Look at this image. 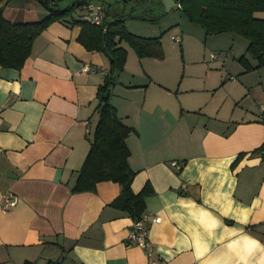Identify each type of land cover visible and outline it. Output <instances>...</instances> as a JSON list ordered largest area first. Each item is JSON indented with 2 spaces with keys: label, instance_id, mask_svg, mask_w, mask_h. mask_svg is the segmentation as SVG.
Instances as JSON below:
<instances>
[{
  "label": "crops",
  "instance_id": "1",
  "mask_svg": "<svg viewBox=\"0 0 264 264\" xmlns=\"http://www.w3.org/2000/svg\"><path fill=\"white\" fill-rule=\"evenodd\" d=\"M138 1L146 12L136 15L146 18L135 16L142 20L157 23L167 11L162 0ZM103 2L111 12V1ZM48 5L6 0L2 13L14 22L38 21L51 12ZM81 28L56 19L35 37L21 67L0 64V264H264V66L226 67V55L215 52L208 60L222 66L213 67L200 51L185 55L184 67H204L206 77H176L171 69L161 76L165 59L139 56L121 42L127 58L110 100L132 127L130 187L145 190L140 217L150 215L151 256L127 240L136 217L119 201L121 182L74 190L105 80L103 72L77 69L84 63L111 69L104 51L79 40ZM171 39L182 41V33ZM248 44L237 53L255 66ZM216 71L219 77L209 79ZM5 194L16 200L8 210L1 206ZM156 214L161 220L154 222Z\"/></svg>",
  "mask_w": 264,
  "mask_h": 264
},
{
  "label": "trees",
  "instance_id": "2",
  "mask_svg": "<svg viewBox=\"0 0 264 264\" xmlns=\"http://www.w3.org/2000/svg\"><path fill=\"white\" fill-rule=\"evenodd\" d=\"M5 1L0 0V64L2 66H12L17 69L21 67L31 54V44L35 37L49 23L59 18H69L72 22L80 24L82 28L79 40L82 44L91 50L104 51L111 59V69L99 85L96 95L99 99L96 109L99 112V120L74 190H89L102 180H117L123 185L119 201L138 219L144 203L145 190L135 193L130 187L135 171L128 161L130 148H128L126 138L132 127L122 122L115 105L111 103L110 95L116 72L124 68L127 58V48L122 46L121 42L125 40L129 43L139 56H155L163 59L162 36L147 37L131 32L127 29L124 16L108 19L110 9L106 12V18L102 24H93L85 18L77 19L73 10L82 7L85 0H74L64 8L59 5L58 0H41L54 7L48 15L38 21L14 22L2 13ZM179 1L182 5V14L195 23L202 24L209 35L228 31L244 35L249 40L247 51L257 59L255 66L251 65L246 54H242L239 60L247 69L253 70L255 67L264 66V18L255 13L257 10L264 11V0ZM136 16L146 18L142 15ZM259 149L264 150V145ZM59 263L57 259L47 264Z\"/></svg>",
  "mask_w": 264,
  "mask_h": 264
},
{
  "label": "rangeland",
  "instance_id": "3",
  "mask_svg": "<svg viewBox=\"0 0 264 264\" xmlns=\"http://www.w3.org/2000/svg\"><path fill=\"white\" fill-rule=\"evenodd\" d=\"M60 6L66 7L70 3H72L74 0H59ZM110 4H112L111 12L108 15L109 17L115 15V16H124L126 17V26L130 29L135 31H143V32H149L152 31L153 33H156V35L162 34V41H163V47H164V57L165 61H163V64H161L162 67L158 71V75L163 76L165 74V69L169 70L171 69L174 71L176 77L180 75H197L201 76V78L206 77V74L204 72V67L202 70H199V68H194L191 65V63H188L186 70H185V55H188L189 60L192 57V52H195L196 54H199L201 51L205 53V58L208 60V56L210 57V54L215 52H221L223 55H226V67H229L230 64H233L234 62L243 64L239 60V56L242 53H237L239 50L243 49L245 50V44L248 43V39L244 35L235 34L233 31H228L226 34H218L214 33L213 35H206L205 30L203 26L195 23V21H192L189 17H186L181 9V7L175 5L174 8L170 11H165L164 14L158 15L156 18H158L157 23L151 21V20H142V18L136 17V14L145 13V10H142V3L138 0H110ZM147 1V0H146ZM147 3V2H146ZM149 8V7H148ZM149 14H153V10L150 8L147 10ZM87 11L85 9L75 8L73 10V14L76 17H82L83 14L87 15ZM156 14H159L158 11H156ZM155 15V13H154ZM256 15L261 16V18H264V11L257 10ZM184 21V22H183ZM127 28V29H128ZM183 29V32L182 30ZM165 30V31H164ZM164 31V32H163ZM181 32L183 36L182 41H173L171 39V36L177 32ZM150 32V33H152ZM152 33V34H153ZM230 37V38H229ZM232 37H235L236 44L233 46V48H230V45L232 44ZM229 38V39H228ZM126 43V42H124ZM128 44V43H126ZM183 47V51L182 48ZM232 47V46H231ZM241 50L240 52H242ZM236 53V54H235ZM234 54L236 56H234ZM204 59V58H203ZM218 60V59H217ZM236 60V61H234ZM232 62V63H231ZM205 63L209 66H218L221 67L222 64L216 61L215 63L205 61ZM206 65V66H207ZM245 67V65L243 64ZM208 68V66H207ZM206 68V70H207ZM246 68V67H245ZM247 69V68H246ZM249 70V69H248ZM235 70H233L234 72ZM252 71V70H249ZM218 71L211 72L210 76H208L209 79L214 80L218 78ZM186 79V77H185ZM189 79V78H188Z\"/></svg>",
  "mask_w": 264,
  "mask_h": 264
},
{
  "label": "built area",
  "instance_id": "4",
  "mask_svg": "<svg viewBox=\"0 0 264 264\" xmlns=\"http://www.w3.org/2000/svg\"><path fill=\"white\" fill-rule=\"evenodd\" d=\"M175 4L182 8L181 2L179 0H174ZM83 7L87 8L88 16L87 18L89 21L93 24H102L105 21L106 16V5L104 4L103 0H86L85 3L82 4ZM173 38H178V36H173ZM212 57L217 56V54H212ZM79 73L84 72H92L93 74H96L98 72H103L105 75H107L108 71L104 69H100L98 66H93L89 63L82 64L79 69H77ZM262 109L264 110V105L262 106ZM172 164L179 168L180 164L177 161L172 162ZM16 202L15 198L12 197V195L5 194L3 195L1 206H3L4 210H8L11 208V206ZM149 214L143 215V217H140L138 219H135L133 224L130 226V232L128 235V241L130 244H137L141 247L147 248V253L149 255H153V247L152 243L150 242L149 238V232L147 225V220ZM152 220L154 222L161 220L160 214H156L152 216Z\"/></svg>",
  "mask_w": 264,
  "mask_h": 264
},
{
  "label": "water",
  "instance_id": "5",
  "mask_svg": "<svg viewBox=\"0 0 264 264\" xmlns=\"http://www.w3.org/2000/svg\"><path fill=\"white\" fill-rule=\"evenodd\" d=\"M162 2H164L165 6H166V9L169 11L171 10L173 7H174V4H175V1L174 0H162ZM49 5V9L50 10H53V6L52 4L48 3ZM109 9V5H106V10L108 11Z\"/></svg>",
  "mask_w": 264,
  "mask_h": 264
}]
</instances>
